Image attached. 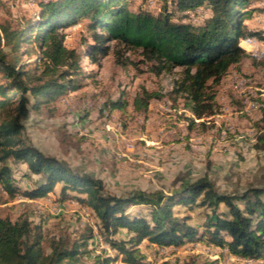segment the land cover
Segmentation results:
<instances>
[{
  "label": "trees",
  "instance_id": "trees-1",
  "mask_svg": "<svg viewBox=\"0 0 264 264\" xmlns=\"http://www.w3.org/2000/svg\"><path fill=\"white\" fill-rule=\"evenodd\" d=\"M254 1L41 0L38 20L31 18L20 28L3 27L0 186L11 198L55 194L59 202L78 201L95 217L99 233L116 255L104 257L91 249L96 237L92 227L86 226L77 237H51L46 251L40 226H33L29 216H0V264H110L119 255L128 264H142L146 256L140 246L145 240L159 247L205 241L226 247L235 256L264 257V186L228 194L204 177L170 193L132 190L119 196L106 193L102 179L73 170L23 137L32 112L83 87L85 59L102 66L107 57L120 67L133 66L156 76L177 75L166 93L141 86L131 97L123 89L121 97L108 103L110 110L131 103L135 112L146 115L153 99L168 96L175 103L182 100L193 113L191 127L204 124L196 120L222 110V78L251 56L240 40L264 39L261 31L245 25L254 13L264 12V5ZM79 24L83 26L79 44L69 47L65 30ZM30 44L37 47L39 60L25 63L22 57L34 53ZM262 109L256 122L260 149L264 148V104ZM9 159L27 164L22 177L42 179L22 187ZM141 205L148 207L147 213L128 211ZM177 205L204 207V222L190 224L189 215L179 216ZM85 258L92 262L85 263Z\"/></svg>",
  "mask_w": 264,
  "mask_h": 264
},
{
  "label": "rangeland",
  "instance_id": "rangeland-1",
  "mask_svg": "<svg viewBox=\"0 0 264 264\" xmlns=\"http://www.w3.org/2000/svg\"><path fill=\"white\" fill-rule=\"evenodd\" d=\"M40 1L0 0V34L3 27L15 29L31 18L38 20ZM254 3L264 5V0ZM245 25L264 35V12L254 13L245 20ZM82 27L79 24L65 30L69 47L78 46ZM253 38L256 39L253 43L240 40V46L251 56L222 78L219 87L222 110L196 120L204 124L191 127L189 117H195L193 113L183 106L182 100L175 103L168 96L153 99L146 115L135 112L131 103L110 110L108 103L121 97L123 89L131 97L141 86L166 93L172 89L177 75L156 76L133 66L120 67L112 57H107L102 66L85 59L87 77L83 87L59 97L49 106L43 105L40 112H32L25 122L23 137L73 170L102 179L104 191L119 196L132 190L170 193L183 183L204 177L217 190L228 194L240 195L251 187H262L264 148H257L256 122L262 117L264 104V46L261 45L264 39ZM28 47L34 53L23 56V62H37V47L34 44ZM8 163L22 187L42 179L38 175L22 177L28 169L25 163H15L12 159ZM55 199V194L35 199L21 195L11 198L0 186V216L13 219L29 216L33 226H40L46 251L51 237L67 234L77 237L86 226L92 227L96 237L91 249L104 257L116 255L102 238L89 210L74 199L65 202ZM175 209L180 217L189 215L190 224L198 225L205 220L204 207L188 209L177 205ZM221 209L227 211L224 204ZM128 211L147 213L148 207L130 206ZM140 247L146 256L142 264H252L244 261V257L232 255L226 247L205 241L159 247L145 240ZM254 259L264 264V257ZM91 262L85 258V263ZM110 264L128 263L119 255Z\"/></svg>",
  "mask_w": 264,
  "mask_h": 264
},
{
  "label": "built area",
  "instance_id": "built-area-1",
  "mask_svg": "<svg viewBox=\"0 0 264 264\" xmlns=\"http://www.w3.org/2000/svg\"><path fill=\"white\" fill-rule=\"evenodd\" d=\"M255 41H256L255 38H250V39L247 40V42H249V43H253ZM261 45L264 46V42H262ZM244 261L252 262V264H261V263H259L260 261H258V260H251V259H248V258H245Z\"/></svg>",
  "mask_w": 264,
  "mask_h": 264
},
{
  "label": "bare ground",
  "instance_id": "bare-ground-1",
  "mask_svg": "<svg viewBox=\"0 0 264 264\" xmlns=\"http://www.w3.org/2000/svg\"><path fill=\"white\" fill-rule=\"evenodd\" d=\"M153 3V2H152ZM264 42V41H263ZM249 259H251V260H256V259H254V258H249Z\"/></svg>",
  "mask_w": 264,
  "mask_h": 264
}]
</instances>
